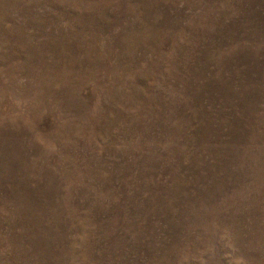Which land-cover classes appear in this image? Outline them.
Wrapping results in <instances>:
<instances>
[{"label": "rangeland", "instance_id": "1", "mask_svg": "<svg viewBox=\"0 0 264 264\" xmlns=\"http://www.w3.org/2000/svg\"><path fill=\"white\" fill-rule=\"evenodd\" d=\"M0 264H264V0H0Z\"/></svg>", "mask_w": 264, "mask_h": 264}]
</instances>
